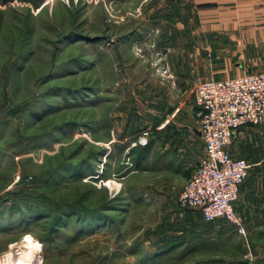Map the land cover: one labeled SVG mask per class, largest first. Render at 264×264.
I'll return each mask as SVG.
<instances>
[{
	"label": "rangeland",
	"instance_id": "1",
	"mask_svg": "<svg viewBox=\"0 0 264 264\" xmlns=\"http://www.w3.org/2000/svg\"><path fill=\"white\" fill-rule=\"evenodd\" d=\"M253 71L264 0H0V264H264V224L180 207L155 140L157 84Z\"/></svg>",
	"mask_w": 264,
	"mask_h": 264
},
{
	"label": "built area",
	"instance_id": "2",
	"mask_svg": "<svg viewBox=\"0 0 264 264\" xmlns=\"http://www.w3.org/2000/svg\"><path fill=\"white\" fill-rule=\"evenodd\" d=\"M193 105L205 155L183 184L178 205L198 209L205 221L223 219L245 236L247 229L234 203L251 165L232 155L228 145L240 127L264 125V71L199 82ZM149 133L141 131L132 145H145Z\"/></svg>",
	"mask_w": 264,
	"mask_h": 264
},
{
	"label": "crops",
	"instance_id": "3",
	"mask_svg": "<svg viewBox=\"0 0 264 264\" xmlns=\"http://www.w3.org/2000/svg\"><path fill=\"white\" fill-rule=\"evenodd\" d=\"M237 1L248 2L250 0ZM195 30L193 29V34H195ZM193 40L195 42V36H193ZM188 56L192 60L191 66H195V52H190ZM243 59L244 64H252L250 63L252 62L251 56H244ZM173 60L174 55L171 54L170 61L173 62ZM247 60L248 62H246ZM198 65L210 67L211 60L205 59ZM223 78L228 77L213 79ZM147 82L153 83L151 80H145V83ZM155 92H157L158 98L156 102L158 120L155 123L158 130L157 138H155L158 144L156 150L163 158L159 164H162L163 167L171 165V168L179 175L182 188L198 162L205 155L204 143L199 133V121L193 105V92L188 88L182 90L180 86L173 89L167 83L157 84ZM139 98V107L141 108L142 97L139 96ZM117 109L114 110L110 120L111 130L113 138L121 140L125 131H128L131 126L127 107ZM228 149L232 155L251 161L253 166L249 170L247 178L239 186L238 198L234 203L235 210L246 226L264 224V125L240 127L234 134Z\"/></svg>",
	"mask_w": 264,
	"mask_h": 264
},
{
	"label": "bare ground",
	"instance_id": "4",
	"mask_svg": "<svg viewBox=\"0 0 264 264\" xmlns=\"http://www.w3.org/2000/svg\"><path fill=\"white\" fill-rule=\"evenodd\" d=\"M37 243V242H36ZM35 242L33 240H28L27 244L25 245L26 248H30L31 251L34 249ZM33 257V256H32ZM23 258V257H22ZM31 258V257H30ZM9 264V263H8ZM22 264V263H21ZM29 264V263H28Z\"/></svg>",
	"mask_w": 264,
	"mask_h": 264
}]
</instances>
